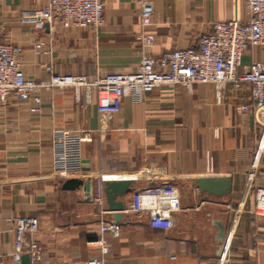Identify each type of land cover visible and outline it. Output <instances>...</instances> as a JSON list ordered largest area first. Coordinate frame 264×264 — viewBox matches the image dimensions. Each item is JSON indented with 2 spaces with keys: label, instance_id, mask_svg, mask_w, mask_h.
<instances>
[{
  "label": "crops",
  "instance_id": "crops-1",
  "mask_svg": "<svg viewBox=\"0 0 264 264\" xmlns=\"http://www.w3.org/2000/svg\"><path fill=\"white\" fill-rule=\"evenodd\" d=\"M152 23L142 28L136 0H106L99 28H63L56 23L37 29L24 16L45 0H0L2 37L20 47V68L36 80L52 73L89 76L136 69L139 34L153 36L157 56L174 48L196 47L215 21L246 20L244 0H152ZM37 39L44 41L34 53ZM264 63V49L253 46L242 66ZM41 112L27 102L0 106V264H15L14 231L9 218L39 220L36 239L41 260L32 264H85L103 257L107 264H264V224L253 214L254 189L264 185V113L254 110L250 85L219 91L212 83L159 86L140 102L125 97L116 112H100L96 95L89 101L71 88L41 91ZM245 106V110L239 107ZM67 129L86 136L80 143L82 186L65 187L67 179L52 170L51 133ZM105 182L134 176L121 200L124 209L139 188L168 181L179 190L180 209L169 229L151 227L145 215L115 211L94 203V177ZM201 174L231 175L223 196L199 192ZM103 187V189H104ZM101 220L121 224L102 233ZM221 221L225 238L217 242ZM102 236L109 252L90 243ZM225 247V255L218 254Z\"/></svg>",
  "mask_w": 264,
  "mask_h": 264
},
{
  "label": "built area",
  "instance_id": "built-area-1",
  "mask_svg": "<svg viewBox=\"0 0 264 264\" xmlns=\"http://www.w3.org/2000/svg\"><path fill=\"white\" fill-rule=\"evenodd\" d=\"M106 0H45L42 7L25 15L24 20L37 29L99 28L104 24ZM140 6V24L144 29L152 23L154 5L152 0H136ZM247 19L215 21L212 29L199 37L196 47L174 48L157 56L150 52L153 36L141 32L142 55L133 71L115 72L89 76L83 73H52L47 79L36 80L26 76L20 68V47L2 37L0 29V106L27 102L29 111L41 112V91L53 88H71L75 94L83 93L86 101L96 95L100 112H116L127 97L134 102L142 101L144 95L162 86L183 85L190 89L197 83H212L219 91L227 86L238 90L244 83L250 85L253 108L264 113V63L252 61L242 66L244 52L253 46L264 49V0H244ZM44 41L37 39L34 53L42 52ZM242 111L245 106L239 107ZM86 136L73 135L67 129H55L51 133L52 170L60 179L78 178L81 169L80 143ZM103 178L94 177L90 200L103 203ZM180 209V195L176 185L163 181L160 184L136 189L124 209L137 215H145L151 227L169 229L173 215ZM253 214L264 224V185L254 189ZM14 231L13 263L20 264L22 254L27 253L31 263L41 260L42 249L36 239L39 220L35 216L22 215L9 218ZM102 233L117 232L121 224L114 220H101ZM90 243L97 245L101 253L109 252L108 242L100 236ZM85 264H107L103 257H94Z\"/></svg>",
  "mask_w": 264,
  "mask_h": 264
},
{
  "label": "water",
  "instance_id": "water-1",
  "mask_svg": "<svg viewBox=\"0 0 264 264\" xmlns=\"http://www.w3.org/2000/svg\"><path fill=\"white\" fill-rule=\"evenodd\" d=\"M135 177L129 176L105 182L104 196L109 210L115 211L114 218L118 220L121 217L119 211L124 209V203L121 198L131 190ZM231 175L229 174H201L195 178V183L199 192L207 195L223 196L231 191ZM65 187L74 188L84 186L88 191L90 189V181H84L81 178H69L65 182ZM218 232L216 235L217 242H221L225 238V228L221 221L215 222ZM225 247L220 248L218 254L224 253ZM20 264H32L29 254L24 253L21 256Z\"/></svg>",
  "mask_w": 264,
  "mask_h": 264
}]
</instances>
